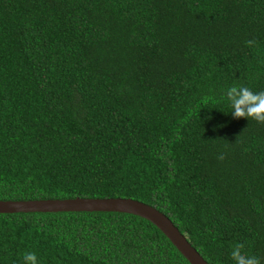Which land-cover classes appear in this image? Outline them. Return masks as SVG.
<instances>
[{
    "label": "trees",
    "instance_id": "obj_1",
    "mask_svg": "<svg viewBox=\"0 0 264 264\" xmlns=\"http://www.w3.org/2000/svg\"><path fill=\"white\" fill-rule=\"evenodd\" d=\"M254 40V44L246 41ZM264 0H0V200L131 198L207 264H264ZM189 264L114 212L0 214V264Z\"/></svg>",
    "mask_w": 264,
    "mask_h": 264
},
{
    "label": "water",
    "instance_id": "obj_2",
    "mask_svg": "<svg viewBox=\"0 0 264 264\" xmlns=\"http://www.w3.org/2000/svg\"><path fill=\"white\" fill-rule=\"evenodd\" d=\"M35 212H114L138 216L154 225L189 264H207L163 213L131 198L0 200V214Z\"/></svg>",
    "mask_w": 264,
    "mask_h": 264
},
{
    "label": "clouds",
    "instance_id": "obj_3",
    "mask_svg": "<svg viewBox=\"0 0 264 264\" xmlns=\"http://www.w3.org/2000/svg\"><path fill=\"white\" fill-rule=\"evenodd\" d=\"M254 44V40L246 41ZM226 100L230 105L231 114L237 118H251L258 122H264V90L253 91L243 85L234 84L228 87ZM244 245L237 242L232 246L230 256L233 264H261L255 254L245 252ZM24 264H39L37 255L33 251L23 254Z\"/></svg>",
    "mask_w": 264,
    "mask_h": 264
}]
</instances>
